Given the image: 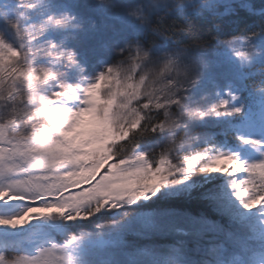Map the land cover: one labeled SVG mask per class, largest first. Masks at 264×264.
<instances>
[{
    "label": "snow or ice",
    "instance_id": "obj_1",
    "mask_svg": "<svg viewBox=\"0 0 264 264\" xmlns=\"http://www.w3.org/2000/svg\"><path fill=\"white\" fill-rule=\"evenodd\" d=\"M20 202L0 264H264V0H0Z\"/></svg>",
    "mask_w": 264,
    "mask_h": 264
},
{
    "label": "rangeland",
    "instance_id": "obj_2",
    "mask_svg": "<svg viewBox=\"0 0 264 264\" xmlns=\"http://www.w3.org/2000/svg\"><path fill=\"white\" fill-rule=\"evenodd\" d=\"M149 146L144 147L145 150L148 149ZM156 150V149H153ZM241 158L242 159H252L254 158L253 155L251 153H241ZM27 207V204L25 202H20V203H14V204H10L7 207L4 206H0V213H4V214H15V213H21L25 208ZM108 215H104L103 219H107ZM88 230V229H85ZM5 235L4 233H0V236ZM136 238L134 237H129V240H135Z\"/></svg>",
    "mask_w": 264,
    "mask_h": 264
},
{
    "label": "trees",
    "instance_id": "obj_3",
    "mask_svg": "<svg viewBox=\"0 0 264 264\" xmlns=\"http://www.w3.org/2000/svg\"><path fill=\"white\" fill-rule=\"evenodd\" d=\"M146 146H149V145H147V144L146 145H143V147H146Z\"/></svg>",
    "mask_w": 264,
    "mask_h": 264
}]
</instances>
